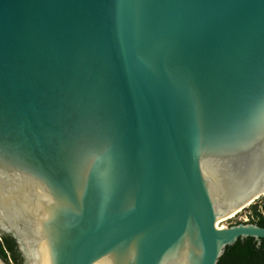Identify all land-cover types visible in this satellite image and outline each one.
<instances>
[{
    "label": "water",
    "instance_id": "obj_1",
    "mask_svg": "<svg viewBox=\"0 0 264 264\" xmlns=\"http://www.w3.org/2000/svg\"><path fill=\"white\" fill-rule=\"evenodd\" d=\"M263 197L264 0H0L14 264H217Z\"/></svg>",
    "mask_w": 264,
    "mask_h": 264
},
{
    "label": "trees",
    "instance_id": "obj_2",
    "mask_svg": "<svg viewBox=\"0 0 264 264\" xmlns=\"http://www.w3.org/2000/svg\"><path fill=\"white\" fill-rule=\"evenodd\" d=\"M243 223H255L264 227V197L250 211L248 220ZM0 252L3 253L1 245ZM217 264H264V239H237L232 245L226 246Z\"/></svg>",
    "mask_w": 264,
    "mask_h": 264
},
{
    "label": "flooded vegetation",
    "instance_id": "obj_3",
    "mask_svg": "<svg viewBox=\"0 0 264 264\" xmlns=\"http://www.w3.org/2000/svg\"><path fill=\"white\" fill-rule=\"evenodd\" d=\"M0 264H14L4 249L3 253L0 252Z\"/></svg>",
    "mask_w": 264,
    "mask_h": 264
},
{
    "label": "rangeland",
    "instance_id": "obj_4",
    "mask_svg": "<svg viewBox=\"0 0 264 264\" xmlns=\"http://www.w3.org/2000/svg\"><path fill=\"white\" fill-rule=\"evenodd\" d=\"M250 213V212H249ZM249 213H247L243 218H241V222H245L249 218Z\"/></svg>",
    "mask_w": 264,
    "mask_h": 264
}]
</instances>
